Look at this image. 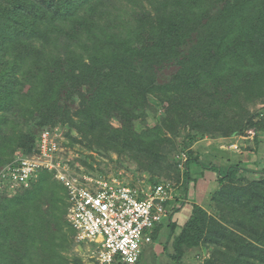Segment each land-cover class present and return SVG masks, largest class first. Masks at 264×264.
Wrapping results in <instances>:
<instances>
[{
    "label": "trees",
    "instance_id": "1",
    "mask_svg": "<svg viewBox=\"0 0 264 264\" xmlns=\"http://www.w3.org/2000/svg\"><path fill=\"white\" fill-rule=\"evenodd\" d=\"M46 128L67 139L60 154L77 175L67 158L76 143L117 154L152 186L181 187L185 200L199 180L193 162L217 172L209 201L167 225L171 257L183 264L204 247L202 264H264V163H205L191 149L250 130L260 145L264 0H0V170L36 154ZM96 159L82 156L85 174ZM68 208L65 186L45 168L29 188L0 190V264L70 263Z\"/></svg>",
    "mask_w": 264,
    "mask_h": 264
},
{
    "label": "built area",
    "instance_id": "2",
    "mask_svg": "<svg viewBox=\"0 0 264 264\" xmlns=\"http://www.w3.org/2000/svg\"><path fill=\"white\" fill-rule=\"evenodd\" d=\"M60 135L58 128L44 129L36 154L18 153L0 170V190L29 188L38 170L53 171L67 190L68 221L79 246L87 240L100 242L98 264L137 263L143 245L153 242L154 229L168 216L165 203L174 197V187L161 183L134 188L117 179L76 176L60 159ZM185 161L183 155L182 166Z\"/></svg>",
    "mask_w": 264,
    "mask_h": 264
},
{
    "label": "rangeland",
    "instance_id": "3",
    "mask_svg": "<svg viewBox=\"0 0 264 264\" xmlns=\"http://www.w3.org/2000/svg\"><path fill=\"white\" fill-rule=\"evenodd\" d=\"M27 88L28 87L25 89L27 90ZM260 107L261 105H258L257 107L251 106L250 109L255 111ZM147 122L149 124L155 122V115L151 111H149ZM253 132L254 131L250 130L248 136H237L235 138L229 137L215 139L206 137L203 140L193 144L191 149L196 154H199L205 163L216 162L218 164L225 165L230 163V161L232 163L248 161L249 163L253 164L256 160L264 163V136L261 138L260 145L257 146L256 143L252 142V136L254 135ZM246 139H249V142ZM60 140L67 142V139L64 135H62V133L60 135ZM88 154H93L94 157L97 158L95 167L98 170L93 171V173L90 175L87 174L95 180L117 179L124 184H128L130 187H132L131 185H133L134 182H136L135 184L138 186H152L149 183H146V177L144 174L141 175L140 173H135L134 165H130V168L122 166L117 161V154L114 153L111 158H108L107 156L98 155L96 151L89 150L81 143H76L75 148H67V158L68 160L73 161V163H75L76 166L81 169V175L85 174L81 165V159L83 155L87 156ZM60 159L64 161L62 155H60ZM70 168L72 171L74 170L72 167ZM101 169L105 170L104 175L98 173V171ZM191 169L193 173L192 176L198 178L199 180L198 183H194L193 178V180L190 182L188 187V199H184V194L182 189H180L181 187L174 185V197L166 203L167 215L170 212V220L172 219L173 221H176L177 219L180 224H183V222H186V220L190 218L193 209V203L196 201L200 203L209 201L211 192L215 191L218 185L217 181L215 180L218 173L212 169L206 170L209 176L207 178H204L203 175H199L200 171H203V168L196 164V162L191 164ZM168 223L169 222H166L163 231L161 230L158 238L153 239V242L151 243H146L143 245L140 264H176L171 257V254L173 253V247L171 244L167 243V236L169 234V227L167 226ZM71 238L75 240L74 246H72L70 250L63 251L64 255L68 258V260H70V263L68 264H77L75 262L77 257L82 260L83 264H98L96 257L98 250L100 249V242L88 240L81 242L80 244L84 247L81 249L79 244L77 246V240L75 239V236L72 235ZM207 253L208 252L204 249V247L201 249H192L183 258L182 263L202 264L203 259L208 256Z\"/></svg>",
    "mask_w": 264,
    "mask_h": 264
},
{
    "label": "crops",
    "instance_id": "4",
    "mask_svg": "<svg viewBox=\"0 0 264 264\" xmlns=\"http://www.w3.org/2000/svg\"><path fill=\"white\" fill-rule=\"evenodd\" d=\"M202 172H204V178H207V177H209L208 176V172H206V170L205 171H200V173L199 174H201ZM196 201V200H195ZM196 202H198V201H196ZM198 203H200V202H198ZM180 212H181V209H180ZM170 213V212H169ZM170 215L168 214V216L164 219V221H163V228H164V226H165V224H166V222H170V217H169ZM189 219V218H188ZM187 219V220H188ZM187 220H186V222H187ZM176 222L177 223H179L178 221H177V219H176ZM186 222H183V224H185ZM180 224V223H179ZM168 225H169V223H168ZM163 228H162V231H163ZM169 230V229H168Z\"/></svg>",
    "mask_w": 264,
    "mask_h": 264
},
{
    "label": "water",
    "instance_id": "5",
    "mask_svg": "<svg viewBox=\"0 0 264 264\" xmlns=\"http://www.w3.org/2000/svg\"><path fill=\"white\" fill-rule=\"evenodd\" d=\"M82 249V246H79Z\"/></svg>",
    "mask_w": 264,
    "mask_h": 264
},
{
    "label": "clouds",
    "instance_id": "6",
    "mask_svg": "<svg viewBox=\"0 0 264 264\" xmlns=\"http://www.w3.org/2000/svg\"><path fill=\"white\" fill-rule=\"evenodd\" d=\"M83 248V247H82Z\"/></svg>",
    "mask_w": 264,
    "mask_h": 264
}]
</instances>
